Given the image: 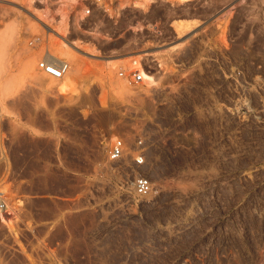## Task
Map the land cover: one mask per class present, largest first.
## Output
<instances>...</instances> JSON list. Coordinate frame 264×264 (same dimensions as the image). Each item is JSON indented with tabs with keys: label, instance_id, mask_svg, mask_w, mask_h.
<instances>
[{
	"label": "rangeland",
	"instance_id": "1",
	"mask_svg": "<svg viewBox=\"0 0 264 264\" xmlns=\"http://www.w3.org/2000/svg\"><path fill=\"white\" fill-rule=\"evenodd\" d=\"M169 1L67 37L77 55L25 13L49 2L0 0V264H264V0ZM44 47L72 92L37 71ZM150 51L155 83L120 80ZM116 138L144 145L148 197L114 193Z\"/></svg>",
	"mask_w": 264,
	"mask_h": 264
},
{
	"label": "built area",
	"instance_id": "2",
	"mask_svg": "<svg viewBox=\"0 0 264 264\" xmlns=\"http://www.w3.org/2000/svg\"><path fill=\"white\" fill-rule=\"evenodd\" d=\"M37 2L44 6L49 2L51 9L50 23L40 29L44 35L54 37L64 47L66 44L59 37H64V40L72 35L107 37L111 31L104 27L105 21L117 25L124 19L126 11L144 13L157 2L170 4L169 0H37ZM129 30L132 33L139 32L137 26ZM146 30L156 33L158 27L150 25ZM28 45L32 49H40L44 41L40 35H36L28 41ZM151 56L149 64L160 68L161 64ZM145 58L129 60V64L118 72L120 80L133 88L140 86L144 81L143 71L148 66ZM69 66L67 61L51 55L48 49H45L37 61L36 69L47 78L58 81L67 74ZM127 150L130 153H126ZM106 159L113 165L112 175L116 180L115 187L112 188L114 193L125 196L124 199L146 198L152 193V182L143 173L146 151L140 141L126 146L123 139L116 138L106 149ZM7 209L6 199L0 192V214L5 215Z\"/></svg>",
	"mask_w": 264,
	"mask_h": 264
},
{
	"label": "bare ground",
	"instance_id": "3",
	"mask_svg": "<svg viewBox=\"0 0 264 264\" xmlns=\"http://www.w3.org/2000/svg\"><path fill=\"white\" fill-rule=\"evenodd\" d=\"M184 2H188L189 0H183ZM182 1V2H183ZM24 12V9L22 10ZM25 13L27 14V16L33 21V23L41 28H45L47 27L46 25H48L46 23V20L49 17L50 15V10L48 9H36V12H28L25 10ZM185 19L183 18H180V19H175L174 21H172V25H175L177 26L178 24H182V23H185ZM61 40H63V42L66 44V48L73 51L75 54L77 55H80V54H86V52H82L80 53V49H81V45H80V41L79 40H70L66 37V40H64V37H59ZM176 47V44L169 47L168 51L171 52L174 50V48ZM151 52V51H150ZM90 53L91 54H88V57L94 61H97V62H104V63H109V64H116L117 62L123 60L122 58L121 59H117L116 57H113V56H108V57H102V56H98L97 53L98 51L94 50V49H91L90 50ZM144 53V52H143ZM152 54H154L153 52H151ZM152 54H144L141 56V54L137 53L135 56H133L132 58H124L125 59H128V60H139L140 58H144V57H150ZM101 57V58H100ZM99 58V59H98ZM135 58V59H134ZM29 68V67H28ZM154 75V74H153ZM153 75H150V73L146 72V71H143V76H144V81L145 82H153L155 83V79L152 77ZM57 81V80H56ZM59 82L57 83V86L56 88H54V90L56 91V94H68L69 92H72V89L75 87L73 84L75 83V81H72L70 80V78L68 79L67 76L65 75L61 80H58ZM100 83V82H99ZM100 89L103 90V87L100 86ZM74 90V89H73ZM150 165L148 164H145V166L143 167V173L147 176V177H151L153 175V171L152 169L149 167ZM250 174V173H249ZM154 176V175H153ZM249 176V175H247ZM9 207V206H8ZM10 208V207H9ZM11 213L10 212H7L5 214V216H10ZM5 216L4 214H0V221L2 222H5L6 223V220H5Z\"/></svg>",
	"mask_w": 264,
	"mask_h": 264
},
{
	"label": "crops",
	"instance_id": "4",
	"mask_svg": "<svg viewBox=\"0 0 264 264\" xmlns=\"http://www.w3.org/2000/svg\"><path fill=\"white\" fill-rule=\"evenodd\" d=\"M46 123H50V121H48V122H46ZM51 127H49L48 125L46 126V124H45V126H43V127H41V131L42 132H49V131H51Z\"/></svg>",
	"mask_w": 264,
	"mask_h": 264
}]
</instances>
